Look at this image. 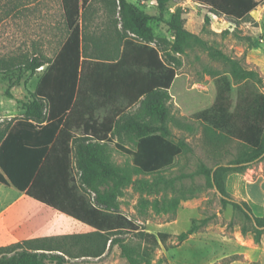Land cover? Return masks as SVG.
<instances>
[{
	"label": "trees",
	"instance_id": "trees-1",
	"mask_svg": "<svg viewBox=\"0 0 264 264\" xmlns=\"http://www.w3.org/2000/svg\"><path fill=\"white\" fill-rule=\"evenodd\" d=\"M99 0H61L68 37L53 60L34 55L19 61L0 57V76L19 85L28 74L47 67L32 99L24 104L25 115L0 133V183L73 218L92 229L89 233L50 236L0 247V264H69L72 260L101 259L114 247L128 264H154L157 249L169 234L147 233L121 213L119 198L133 184L135 175H160L172 167L184 147L169 139L172 121L171 88L176 55L195 45L206 46L185 28L184 10L178 8L167 22L173 41L157 37L150 23L165 20L173 0H154L159 16L141 5L148 0H101L117 18L118 46L102 56L87 52V15ZM218 17L242 21L260 6L258 0H191ZM100 2V1H99ZM209 22V18H207ZM229 69L233 85L252 81L264 88L259 70L214 51ZM232 92L228 87L227 94ZM229 95L216 115L207 118L204 137L213 152L227 145L233 159L214 168L200 165L189 177L204 176L222 196L225 205L240 209L249 232L260 242L264 217H255L246 202L230 199L226 180L264 162V135L259 146L237 142L218 129H231L243 107ZM241 109V110H240ZM126 142L136 150L126 147ZM110 145L131 158L132 167L113 163ZM175 181L158 178L157 184ZM186 196L170 201L176 209ZM192 228L184 238L193 234ZM133 235L136 241H129Z\"/></svg>",
	"mask_w": 264,
	"mask_h": 264
},
{
	"label": "rangeland",
	"instance_id": "rangeland-1",
	"mask_svg": "<svg viewBox=\"0 0 264 264\" xmlns=\"http://www.w3.org/2000/svg\"><path fill=\"white\" fill-rule=\"evenodd\" d=\"M99 1L88 12L86 22L87 52L93 57L106 55L118 46V30H121L117 18ZM132 1L139 3L140 0ZM258 1L260 6L246 19L234 21L215 16L207 7L194 1L173 0L165 20L150 23L157 37L173 41L167 22L178 8H182L186 30L206 43V46L195 45L184 54L176 55L181 64L176 67V79L170 90L173 119L168 130L169 139L184 147L182 155L160 175H135L133 184L125 188L119 198L121 213L142 230L171 236L157 249L154 264H264V236L257 242L253 233L244 235L243 226L250 225L243 212L225 205L222 196L204 176L189 177L200 165L214 168L218 162L227 165L233 159L232 155H227V145L213 152L204 137L207 118L217 114L227 95L235 103L234 107L240 100V108L244 105V109L241 108L234 127L218 131L237 142L252 146L261 143L264 88L252 81L233 85L227 65L213 57L214 51H218L240 60L244 66L259 70L264 79V0ZM141 5L153 17L159 16L154 0L141 2ZM68 35L61 0H0V57L23 61L40 55L53 60ZM46 69L26 75L19 85L13 87L9 78L0 76V133L24 117V104L32 99ZM229 84L232 92L227 94ZM255 139L257 143L254 144ZM126 147L136 150V146L129 142ZM110 153L117 166L132 167L131 158L120 153L115 145H110ZM259 164L257 162L249 169L253 170ZM249 169L227 177L230 199L237 203L244 202L243 177L251 173ZM159 177L175 183L173 186L157 184ZM183 196L188 199L181 200L174 209L170 201ZM249 207L253 216L264 217L263 210ZM72 222L75 233L82 228L88 230L85 225ZM193 227L196 228L193 234L181 238ZM127 239L136 241L133 235H128ZM69 264L128 262L121 250L114 247L101 259L72 260Z\"/></svg>",
	"mask_w": 264,
	"mask_h": 264
},
{
	"label": "crops",
	"instance_id": "crops-1",
	"mask_svg": "<svg viewBox=\"0 0 264 264\" xmlns=\"http://www.w3.org/2000/svg\"><path fill=\"white\" fill-rule=\"evenodd\" d=\"M256 141L255 139L254 144L257 143ZM249 172L251 173L243 177V201L264 211V162H260L253 170L249 169ZM252 173L256 175L252 176ZM70 219L74 220L30 198L16 188L0 183V247L35 238L92 231L85 225L88 230L82 228L79 233H75L72 229L75 224Z\"/></svg>",
	"mask_w": 264,
	"mask_h": 264
},
{
	"label": "water",
	"instance_id": "water-1",
	"mask_svg": "<svg viewBox=\"0 0 264 264\" xmlns=\"http://www.w3.org/2000/svg\"><path fill=\"white\" fill-rule=\"evenodd\" d=\"M262 157H264V155H263ZM221 166H228V165H226V164L219 165V166H217V167L214 169V171H215L217 168L221 167ZM252 217H253V215H252Z\"/></svg>",
	"mask_w": 264,
	"mask_h": 264
}]
</instances>
